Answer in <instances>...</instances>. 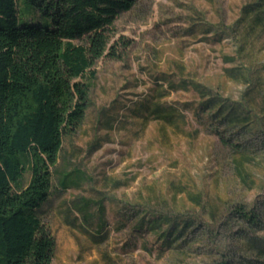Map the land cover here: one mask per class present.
<instances>
[{
	"label": "rangeland",
	"instance_id": "1",
	"mask_svg": "<svg viewBox=\"0 0 264 264\" xmlns=\"http://www.w3.org/2000/svg\"><path fill=\"white\" fill-rule=\"evenodd\" d=\"M109 37L56 166L81 179L37 211L52 264H264V0H137Z\"/></svg>",
	"mask_w": 264,
	"mask_h": 264
},
{
	"label": "trees",
	"instance_id": "2",
	"mask_svg": "<svg viewBox=\"0 0 264 264\" xmlns=\"http://www.w3.org/2000/svg\"><path fill=\"white\" fill-rule=\"evenodd\" d=\"M136 1L0 0V264H52L54 239L37 211L53 169L63 189L81 179L56 169L63 136L83 120L91 68L115 54L109 32L117 14ZM171 218L153 215V228L170 226L160 238L193 224L180 228Z\"/></svg>",
	"mask_w": 264,
	"mask_h": 264
}]
</instances>
